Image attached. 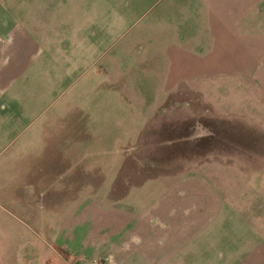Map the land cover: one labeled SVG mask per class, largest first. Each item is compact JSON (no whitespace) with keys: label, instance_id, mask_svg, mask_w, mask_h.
Returning a JSON list of instances; mask_svg holds the SVG:
<instances>
[{"label":"rangeland","instance_id":"374dc122","mask_svg":"<svg viewBox=\"0 0 264 264\" xmlns=\"http://www.w3.org/2000/svg\"><path fill=\"white\" fill-rule=\"evenodd\" d=\"M33 2L44 13L29 17L39 23L27 26L32 43L12 62V80L0 94L5 104L0 126L10 124L0 127V264H56L47 248L50 237L43 240L44 227L53 229L56 221L72 216L92 194L89 182L106 171L102 182L111 159L123 151L130 156L117 185L178 173L187 164L192 171L202 167L223 200L210 248L220 242H253L257 232L264 235V125L255 113L221 108L214 84L203 96L164 95L166 61L157 45L175 39L168 1ZM28 4L22 0L17 7L23 13ZM4 50L2 46L0 53ZM103 92L107 94L100 96ZM171 102H188L192 110L184 105L172 109ZM200 125L206 138L178 140ZM174 139L176 143L165 142ZM183 157H189L185 165ZM24 169L29 171L27 184L17 177ZM158 181L136 202L126 203L147 204L161 190ZM96 194H105L104 188ZM218 232L224 240L215 239ZM230 261L236 263V256ZM71 262L66 257L64 264Z\"/></svg>","mask_w":264,"mask_h":264},{"label":"crops","instance_id":"0c3cea01","mask_svg":"<svg viewBox=\"0 0 264 264\" xmlns=\"http://www.w3.org/2000/svg\"><path fill=\"white\" fill-rule=\"evenodd\" d=\"M21 1L0 0V48L5 47L0 53L2 96L12 80V62L21 59L26 46L32 43L27 34L32 29L27 26L39 24L37 19L29 17L44 13L34 7L33 0H25L30 4L22 13L17 7ZM167 1V15L175 39L157 45V53L166 61L164 95L184 92L186 96H203L209 94L208 84H214L215 94L221 97V108L255 113L256 121L264 125V0ZM198 83L205 86L200 88ZM106 94L103 92L100 96ZM226 96L234 99L225 101ZM169 104H173L172 109L182 110L184 105L192 110L188 102ZM3 107L5 104L0 101V110ZM145 125L133 137L134 144ZM206 136V128L196 126L178 140L189 142ZM127 156L130 155L125 151L115 155L102 182L99 180L106 171H101L98 181L89 182L92 194L80 201L72 216L56 221L53 229L44 227L46 238L40 239L50 237L52 243L47 248L56 257V264L66 263V257L72 259L70 264H95V261H98L96 264H264V235L260 232L252 238L253 242L238 245L220 242L216 248H210L215 242L213 229H219L223 217V200L202 167L192 171L187 162L185 165L189 157H183L185 166L178 173H161L136 183L130 179L117 185ZM28 172L24 169L17 174L26 184L30 183ZM156 180L162 183L161 190L147 204L126 203L132 199L136 202ZM103 188L105 194L98 196L96 193ZM29 230L37 234L33 227ZM13 234L14 239L17 232ZM222 234L216 233L215 239L224 240ZM230 256H236V263L228 262Z\"/></svg>","mask_w":264,"mask_h":264}]
</instances>
